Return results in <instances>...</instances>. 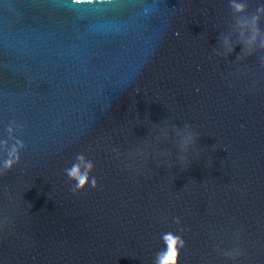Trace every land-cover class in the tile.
<instances>
[{
  "label": "water",
  "instance_id": "water-1",
  "mask_svg": "<svg viewBox=\"0 0 264 264\" xmlns=\"http://www.w3.org/2000/svg\"><path fill=\"white\" fill-rule=\"evenodd\" d=\"M262 7L0 0V264H264Z\"/></svg>",
  "mask_w": 264,
  "mask_h": 264
},
{
  "label": "clouds",
  "instance_id": "clouds-1",
  "mask_svg": "<svg viewBox=\"0 0 264 264\" xmlns=\"http://www.w3.org/2000/svg\"><path fill=\"white\" fill-rule=\"evenodd\" d=\"M233 7L237 12H242L244 10L243 4H237L233 2ZM258 12H264V7L258 9ZM259 19V16H252L251 20H243L241 21V26L249 25L252 28V34L248 40L249 44H252L258 35V28L255 27L257 20ZM262 46H264V42H262ZM13 152H15V149H13ZM77 161H80L83 163L84 157L82 155H78L76 157ZM12 161L8 160L5 162V167H11ZM85 171L81 172V165L80 163H75L72 165L70 169H66V173L68 177L72 180L76 181L75 189H83L86 183H88L89 177H88V171L92 169V163L89 161L85 165ZM92 188H96V180L95 178L92 179L91 185ZM164 243L167 245L166 250L161 251L157 253L155 264H177L178 257L180 255V250L184 248L185 242L184 240L178 236L173 235L171 232L165 233L162 237Z\"/></svg>",
  "mask_w": 264,
  "mask_h": 264
}]
</instances>
